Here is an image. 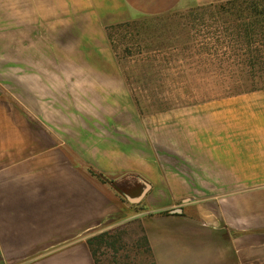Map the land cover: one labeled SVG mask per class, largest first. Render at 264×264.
<instances>
[{"label":"crops","instance_id":"obj_1","mask_svg":"<svg viewBox=\"0 0 264 264\" xmlns=\"http://www.w3.org/2000/svg\"><path fill=\"white\" fill-rule=\"evenodd\" d=\"M223 1L0 0V264H96L134 219L156 264H264V88L142 112L108 37Z\"/></svg>","mask_w":264,"mask_h":264},{"label":"trees","instance_id":"obj_2","mask_svg":"<svg viewBox=\"0 0 264 264\" xmlns=\"http://www.w3.org/2000/svg\"><path fill=\"white\" fill-rule=\"evenodd\" d=\"M186 11L187 13H183L186 14L184 16H192L194 20L191 21H195L194 23L203 22V24H206L204 34L199 29H196L195 36L191 35V31H189L186 42L180 48L175 45L170 50H174L176 56L181 55L182 60L191 59L200 62L196 57L204 52L213 66L216 62V67L214 66L211 69L214 73L213 77L224 79L220 78L212 83L214 90L215 88L221 89L212 98L264 88V0H226ZM177 12L158 18L169 17V15ZM142 22L145 21L128 22L109 28L108 37L115 51L111 30L124 29L127 34L132 36L131 28L134 29L136 25ZM197 36L204 39L200 45H194ZM195 48L197 49L195 50ZM179 68L182 72L187 71L182 69L181 65H179ZM160 70L154 69V72L159 74ZM124 73L128 82L132 84L127 73ZM144 86L140 85L141 88L147 90L148 87ZM159 86L161 85L158 84L156 88L158 89ZM135 99L142 112L164 111L174 106L164 105V99L157 96L149 100L148 104L144 100L142 102L137 95ZM145 187L146 185H142L138 181L134 183L126 182L121 186V192L120 190L119 192L124 197L128 196L135 200V209L139 211L143 209L140 206V201L147 194L144 190ZM131 224L137 225L138 232L141 235V243L135 245L134 250H141V247H144L145 252L152 258V264H156L140 219H134L96 234L88 240L96 264H102L101 256L105 254L104 250H110L114 254L121 250L119 243L124 240L125 235L128 233L124 227Z\"/></svg>","mask_w":264,"mask_h":264},{"label":"rangeland","instance_id":"obj_3","mask_svg":"<svg viewBox=\"0 0 264 264\" xmlns=\"http://www.w3.org/2000/svg\"><path fill=\"white\" fill-rule=\"evenodd\" d=\"M183 13L187 11H178L169 17L142 22L134 29L131 28L132 36L124 29L111 30L120 64L136 91L141 96L145 95L146 104L157 96L164 99V105H185L212 98L221 91L217 88L214 90L212 83L224 78L213 77L211 69L217 64L215 62L213 66L206 53L197 56L200 61L197 62L191 59L182 60L181 55L176 56V52L170 50L175 45L180 48L186 42L189 31L195 36L196 29L201 30L203 34L206 29V24L194 23L195 21H191L194 20L192 16L186 17ZM195 38L194 45H200L204 41L201 36ZM179 65L187 69L186 73L180 71ZM154 69H161L160 73H155ZM191 77H194V81H190ZM158 84L161 86L157 89ZM140 85H145L148 89L145 90ZM137 181V177H132L114 186L121 192V186L126 182ZM124 228L128 233L119 243L121 250L117 251V254L104 250L105 254L101 256L102 264H152V258L145 252L144 247L134 250L135 245L141 243L137 225L131 224Z\"/></svg>","mask_w":264,"mask_h":264}]
</instances>
